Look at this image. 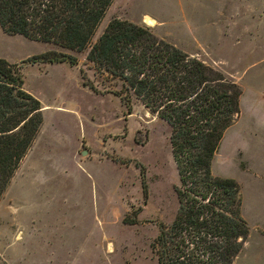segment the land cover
<instances>
[{
  "label": "rangeland",
  "instance_id": "374dc122",
  "mask_svg": "<svg viewBox=\"0 0 264 264\" xmlns=\"http://www.w3.org/2000/svg\"><path fill=\"white\" fill-rule=\"evenodd\" d=\"M144 15L155 20L158 38L241 90L239 115L210 170L239 187L248 236L232 264H264V204L256 192L264 179L250 172L264 173V0H111L91 43L112 19L148 27ZM52 49L0 30V58L8 63ZM86 51L72 53L73 66L21 65L42 120L0 196V264H156L157 224H169L177 208L169 128L138 104L125 115L114 96L82 87L80 68L92 79Z\"/></svg>",
  "mask_w": 264,
  "mask_h": 264
},
{
  "label": "trees",
  "instance_id": "16d2710c",
  "mask_svg": "<svg viewBox=\"0 0 264 264\" xmlns=\"http://www.w3.org/2000/svg\"><path fill=\"white\" fill-rule=\"evenodd\" d=\"M111 0H0V30L52 50L20 63L0 58V196L41 125L40 103L23 88L21 65H75L85 54L89 79L81 86L112 95L131 113L133 104L169 128L177 175L176 211L157 224L150 248L156 264H232L248 236L238 184L211 174L224 132L239 115L241 90L218 70L184 53L150 29L112 19L91 43ZM140 187L146 183L140 168Z\"/></svg>",
  "mask_w": 264,
  "mask_h": 264
},
{
  "label": "crops",
  "instance_id": "0c3cea01",
  "mask_svg": "<svg viewBox=\"0 0 264 264\" xmlns=\"http://www.w3.org/2000/svg\"><path fill=\"white\" fill-rule=\"evenodd\" d=\"M134 24H136V23H134ZM139 25V24H138ZM263 102H264V99H263ZM262 102V99H261V105H259V106H263L264 107V103ZM29 149H30V147H29ZM29 149L27 150V152H26V154H25V156H24V158L27 156V154H28V151H29ZM24 158L22 159V160H24ZM22 162V161H21ZM250 172H252V173H254V175H253V178H256V180H258V181H263V179H264V173H263V175H262V173H259V172H256V171H250ZM29 177V176H28ZM25 179L27 180V175H26V177H25ZM257 190H256V192H257V194H258V200L260 201V204H264V184H257ZM38 207H37V205H36V207L34 208L35 210L37 209ZM35 214V213H34ZM32 217L34 218V219H36V216L35 215H32ZM31 218V217H30ZM261 229L264 231V228L263 227H261ZM74 257H72V259H73ZM73 262V261H72Z\"/></svg>",
  "mask_w": 264,
  "mask_h": 264
},
{
  "label": "bare ground",
  "instance_id": "6f19581e",
  "mask_svg": "<svg viewBox=\"0 0 264 264\" xmlns=\"http://www.w3.org/2000/svg\"><path fill=\"white\" fill-rule=\"evenodd\" d=\"M142 22L148 27H154L156 25L155 20L148 15H144L142 17ZM107 247H108L107 253H112V245L108 244Z\"/></svg>",
  "mask_w": 264,
  "mask_h": 264
},
{
  "label": "water",
  "instance_id": "95a60500",
  "mask_svg": "<svg viewBox=\"0 0 264 264\" xmlns=\"http://www.w3.org/2000/svg\"><path fill=\"white\" fill-rule=\"evenodd\" d=\"M82 155H84V153L82 152Z\"/></svg>",
  "mask_w": 264,
  "mask_h": 264
}]
</instances>
